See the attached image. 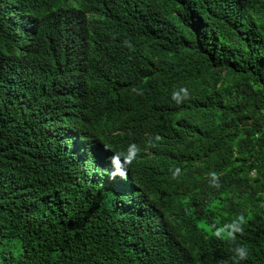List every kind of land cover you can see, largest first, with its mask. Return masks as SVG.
I'll use <instances>...</instances> for the list:
<instances>
[{
  "label": "trees",
  "instance_id": "trees-1",
  "mask_svg": "<svg viewBox=\"0 0 264 264\" xmlns=\"http://www.w3.org/2000/svg\"><path fill=\"white\" fill-rule=\"evenodd\" d=\"M0 264H264V0H0Z\"/></svg>",
  "mask_w": 264,
  "mask_h": 264
},
{
  "label": "clouds",
  "instance_id": "clouds-1",
  "mask_svg": "<svg viewBox=\"0 0 264 264\" xmlns=\"http://www.w3.org/2000/svg\"><path fill=\"white\" fill-rule=\"evenodd\" d=\"M105 121L107 122V116L105 117ZM109 122L115 123L116 125L121 124V122L115 118H112ZM108 128H109L110 135L112 136L113 142H117V141L122 140V135L125 132H128V133L132 132V128L127 124H124V126L118 127L117 129H111L109 126H108ZM146 151L148 152V150H146Z\"/></svg>",
  "mask_w": 264,
  "mask_h": 264
}]
</instances>
